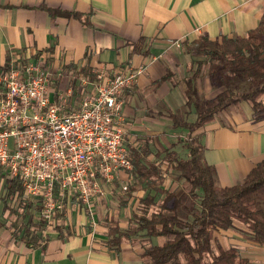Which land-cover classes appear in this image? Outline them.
Instances as JSON below:
<instances>
[{
    "label": "crops",
    "instance_id": "crops-1",
    "mask_svg": "<svg viewBox=\"0 0 264 264\" xmlns=\"http://www.w3.org/2000/svg\"><path fill=\"white\" fill-rule=\"evenodd\" d=\"M263 12L264 0H0V66L16 52H40L49 60L57 90L65 86L57 81L59 73L70 68H105L111 74L121 66L142 67L137 84L122 92L124 126L132 146L137 134L161 136L159 127L166 124L176 130L169 114L177 110L175 96L184 92L180 81L188 61L184 46L199 35L211 40L243 36L258 25ZM66 13L81 15L89 25ZM139 38L145 39L147 55L131 54L128 43ZM175 41H181V47L173 45ZM168 69L175 74L173 83L156 84ZM180 101L183 105V96ZM191 110L178 119L192 122L196 116ZM183 132L186 137L187 130ZM192 136L202 144V159L215 169L216 185H236L264 155V116L254 115L249 103L241 101L218 112ZM127 174L120 173L106 196L94 201L92 214L75 200L68 203L65 221L48 231L46 238L38 201L5 198L1 185L0 264H144L143 247L161 244V237L139 234L118 251L107 246V220L113 218L121 229L130 220L124 225L118 212L110 210L114 193L120 190L114 189L115 181H126ZM144 194L137 191L128 198L137 201ZM137 204L132 206L134 212ZM235 227L215 232L216 250L235 247L249 264H264V242L244 238L238 231L240 223Z\"/></svg>",
    "mask_w": 264,
    "mask_h": 264
},
{
    "label": "trees",
    "instance_id": "trees-1",
    "mask_svg": "<svg viewBox=\"0 0 264 264\" xmlns=\"http://www.w3.org/2000/svg\"><path fill=\"white\" fill-rule=\"evenodd\" d=\"M66 15L89 25L79 14ZM144 41L139 38L128 43L131 54L147 55L148 52L143 51ZM184 48L197 50L202 56L201 60L190 62L186 70L189 75L182 81L185 84L184 105L194 109L191 111L195 113V119L186 122L169 114L173 128L187 130L186 137L180 140L187 158L178 156L173 150L175 144L154 153L146 141L142 145L128 146L131 182L125 190L122 188L123 194L126 197L137 191L145 194L140 200L141 208L132 214L126 229H121L113 218L107 220V246L118 251L123 242L143 234L148 238L163 239L161 244L150 243L143 247L141 257L144 264H249L235 247H218L210 260L207 257L213 252L215 232L236 228V222L242 225L238 231L244 238L254 243L264 242V155L241 183L220 187L215 182V169L202 159V144L192 133L238 101L249 103L254 115L264 116V12L258 25L243 36H222L219 40H211L207 35H199ZM9 60L7 57L5 64ZM204 66L212 87L219 91L201 101L196 80L202 76ZM69 70L75 77L83 75L89 81L94 80L87 66ZM174 75L168 69L155 83H173ZM163 167L166 173H178L189 188V216L180 214L185 193H176L165 186ZM3 185L5 198L22 202L27 197L18 179L6 178ZM156 196L160 199L156 200ZM123 197L120 199L124 205L127 199ZM38 210L41 211V207Z\"/></svg>",
    "mask_w": 264,
    "mask_h": 264
},
{
    "label": "built area",
    "instance_id": "built-area-1",
    "mask_svg": "<svg viewBox=\"0 0 264 264\" xmlns=\"http://www.w3.org/2000/svg\"><path fill=\"white\" fill-rule=\"evenodd\" d=\"M92 73L89 81L72 70L60 72L77 85L57 90L46 56L16 52L0 66V186L16 178L38 201L44 238L65 221L68 203L76 200L92 214L94 201L132 169L122 92L137 84L142 67ZM85 87L90 91L84 94Z\"/></svg>",
    "mask_w": 264,
    "mask_h": 264
},
{
    "label": "rangeland",
    "instance_id": "rangeland-1",
    "mask_svg": "<svg viewBox=\"0 0 264 264\" xmlns=\"http://www.w3.org/2000/svg\"><path fill=\"white\" fill-rule=\"evenodd\" d=\"M184 49H185V52L187 53L188 61L186 63V67L184 68L185 70L182 68V71L183 70L185 71L184 72L185 76L183 78H181L180 81H183V79L189 75V73H187L186 70L188 69V65L190 64V62L192 60H201L202 59V56L200 55V53L197 50L192 49L191 51H189L188 48H184ZM201 72H202V76H200L196 80V87H197V91L199 93L201 101H205V100L213 97L214 95H216L218 93L219 89L212 87L211 82H210V80H209V78L207 76V67H205V66L202 67ZM63 77H64V75H62L61 78H59L57 81H59V83H63L65 86H66V83H67V84H69L72 87H76L77 83L74 84L73 81L68 83L65 79L63 80ZM68 81H70V79ZM183 85H185V84H183ZM179 89L181 90V88H179ZM89 91H90V88L85 87L83 93L85 94V93H87ZM182 96H183V99H184V102H185L184 92L181 95L175 96V98H174V104L177 106V110L174 113L178 116V118H180L181 115H183V113H185V111L188 110V107H186L184 104L183 105L181 104L180 100H181ZM238 102H241V101H238ZM238 102H234L232 104L234 105V104H236ZM159 128L162 131V133H161L162 137L161 136H156V137H152L151 136L149 138L147 135L144 136L142 134H137V135H135L133 137V140H134L133 143L136 144V145H142L144 143V141H146V142H148V146H149V148L151 149V151L153 153L159 151L160 149H162L164 147H170L173 144H175L174 145V149L177 151L178 156L179 157L185 156L187 153L182 148V144L180 143V140L183 139V137H185V133L183 132V129H180V131L177 130V129L173 130L167 124L165 126L162 125ZM167 132L169 134H167ZM128 135H129V133H128ZM128 146H131V145L128 144ZM163 170H165V168ZM127 176H128V174H127ZM130 182H131V179H130L129 176L126 177V181H121L120 179L115 181L114 189L116 188V190H117L118 188H120V190L118 192L115 191L116 192V193H114L115 194L114 195L115 203L110 208L111 211L118 212V217L121 216L120 221H122V223H124V225L127 222L126 219H128V220L131 219L130 218L131 214H132V212H134L132 206H134V205H136L138 203L137 205H138L139 208H137V209L139 210L141 208L140 200H141L142 197H144L143 195L141 197H138L137 201L133 200L131 198L129 199L128 197L127 198L123 197L124 199H127L128 202L129 201L130 202H129V206L128 207L127 206H124V207L122 206V202H120V200L122 201V199H120V196L124 195L123 194L124 190H122V187L123 186H127ZM165 186L169 190L174 191L176 193H185L184 194L185 195L184 199L182 200V204L180 205V214L184 213L182 215L189 216L188 207L190 205L189 204L190 203L189 202L190 201V194H189V188L187 187L184 179L180 178L178 173H176V172H173V171L168 172L167 171V177H166ZM3 194H4V190H1L0 191V199L3 198L2 197ZM159 199H160V197L156 196V200H159ZM118 202H120V203L118 204ZM76 205L81 206V204H79V203H77ZM83 209L85 210L84 207H83ZM214 245L215 244L213 243V252H212V254H210L207 257L208 260L211 259L213 254L217 253V250H216Z\"/></svg>",
    "mask_w": 264,
    "mask_h": 264
}]
</instances>
